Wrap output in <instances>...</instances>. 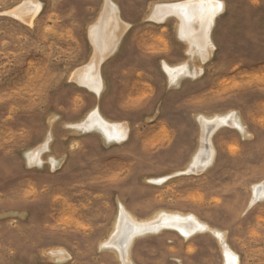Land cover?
Wrapping results in <instances>:
<instances>
[{"label":"rangeland","instance_id":"1","mask_svg":"<svg viewBox=\"0 0 264 264\" xmlns=\"http://www.w3.org/2000/svg\"><path fill=\"white\" fill-rule=\"evenodd\" d=\"M190 1L0 0V264H231L222 241L238 264H264V192L251 203L264 190V0H212L205 57L174 14L152 18ZM95 25L102 46L119 37L98 91L74 78L94 61ZM93 111L125 136L83 128ZM216 117L228 122L212 159L189 172L200 120ZM121 208L205 228L139 234L123 260L105 244Z\"/></svg>","mask_w":264,"mask_h":264},{"label":"bare ground","instance_id":"2","mask_svg":"<svg viewBox=\"0 0 264 264\" xmlns=\"http://www.w3.org/2000/svg\"><path fill=\"white\" fill-rule=\"evenodd\" d=\"M28 4L29 3L27 2L19 6L18 9L21 10V13L18 16H20L19 17L20 19L29 22L30 17L32 15L30 14V16H28L27 13L24 14V12L22 11L28 7ZM106 5L112 6L109 3V1H107ZM221 7H222L221 2L218 1L214 2L212 0H196V1H190L188 3L166 4V5L158 6V8H156L155 11L153 12L152 18L155 20H161L164 18V16H166V14L169 13L174 14L179 19L180 22V30H179L180 35L190 43L191 42L194 43L197 52H199L202 57H205L207 53V47L210 44L208 39L209 26L213 16ZM37 9L38 7H34V9L31 11L33 15L34 13L37 12ZM110 13L111 15H113V18H115L117 22L118 17L116 14V8L114 6L110 8ZM101 17H99V19ZM103 21L102 19L100 20V22ZM119 22L120 21H118V23ZM192 24H195L194 30L191 29ZM99 28H100L99 25L98 27L96 25L95 27L93 26V30L91 31L90 34L91 40L95 46L94 61H91V66L88 67V71L86 72L83 71L80 73L78 72L74 77L77 82L84 84L88 88L93 89L95 91H98L100 88V80L97 74L98 63L107 53L111 52L114 49L116 45V39L119 38L117 37L111 43V45H109V47L106 48L105 46L101 45V41H100L101 35L99 32L100 31ZM102 32H103V28H102ZM88 73L91 74L89 78L86 77ZM174 73L175 72H173L172 74L174 75ZM225 122H228L226 117H216L209 120L208 119L200 120L201 147L198 150L197 154L195 155L192 163L190 164V168L188 169V171L192 170V172H200L210 163L213 155V150L210 147L209 137L218 125H221ZM82 125L83 128L86 129L92 127H98L102 131L103 135L107 138L122 139L125 136V134L123 133L124 131H121L115 125L109 124L106 121H104L96 111L91 112L89 116L85 119V121L82 123ZM262 190L263 189H260L258 186L253 187V197L251 203H254L262 196V193L264 192V190L263 191ZM163 228L175 229L178 232H180L183 236L189 237L190 235L193 234V230H197V229L200 230L205 228V226L202 225L200 222H198L196 218H194L193 216H182L178 214H168L164 212H161L148 220L136 221L121 208L119 210V214L117 217L115 229L112 235L109 237V239L105 242V244L114 245L119 250L121 259L124 260L126 257L125 255L127 248L125 252L122 253L123 251L121 250L122 249L121 247L123 246V244H125L126 241H129L128 242L129 245L131 240L135 236L139 234H143L142 232L144 230L154 229L153 232H158ZM222 245L227 259L230 258L231 264H238V259L236 255L230 252L229 249H227L223 241H222Z\"/></svg>","mask_w":264,"mask_h":264},{"label":"water","instance_id":"3","mask_svg":"<svg viewBox=\"0 0 264 264\" xmlns=\"http://www.w3.org/2000/svg\"><path fill=\"white\" fill-rule=\"evenodd\" d=\"M190 172V171H189ZM154 231V229H152V230H150V229H146V230H144L142 233L144 234V233H147V232H153ZM128 242L129 241H126L125 242V244H123V246L121 247L122 249V253H124L125 252V250H126V248H127V246H128Z\"/></svg>","mask_w":264,"mask_h":264}]
</instances>
